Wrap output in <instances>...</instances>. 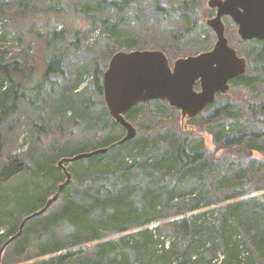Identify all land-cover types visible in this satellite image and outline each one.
Listing matches in <instances>:
<instances>
[{
    "label": "trees",
    "instance_id": "trees-1",
    "mask_svg": "<svg viewBox=\"0 0 264 264\" xmlns=\"http://www.w3.org/2000/svg\"><path fill=\"white\" fill-rule=\"evenodd\" d=\"M133 1L111 0L109 5L123 11ZM55 34L62 36L61 33ZM56 38L59 40H46L45 46L48 48L63 41L61 37ZM254 41L264 48V40ZM258 63L262 66L254 71L253 76H239L230 84L255 85L264 76V60ZM11 70L20 72L15 61L1 59L0 124L15 109L8 104L11 98L13 101L21 95L33 105L50 77L62 74V63L60 58L46 62L40 79L28 86L18 84L11 76ZM97 80L96 91L102 95L103 87ZM158 107L176 110L166 101L155 100L131 108L124 117L128 121L134 120L144 109L152 108V117L160 118L159 124L165 112L156 111ZM105 109L102 125L104 129L108 127V133L95 149L108 147V152L64 163L70 181L59 192L62 205L54 212L47 210L27 221L20 236L11 243L19 255L26 251L31 234L42 255L58 252L62 248L57 241L60 234L61 240L69 241L72 246L96 242L91 250L92 260L80 263L78 255L82 252L78 251L68 252L45 264H65L75 257L77 260L73 264H264V204L255 202V198L243 199L241 192L246 185L257 192L264 189V172L259 174L255 170V165L259 164L264 171V98L249 109L252 119L249 122L256 126V130L249 126L246 133L237 130L230 138L225 137L222 128L225 123L219 119L220 115L225 119L234 118L233 130L240 125L241 117L219 108L211 118L212 122L220 120L217 122L219 130L214 135L219 150L241 146L250 152L262 153V158L257 161L251 155L246 156L241 172L237 173H232L220 159L213 162L214 157L204 150L202 142H199V148L188 147V136L169 128L163 136L158 131L111 147L121 139L123 129L110 117L106 106ZM149 130L145 132L150 133ZM157 140L162 143L161 147L156 145ZM154 147L160 151V158L144 160L143 156ZM89 151L92 148L76 147L63 155L64 152L58 149L55 159ZM55 159L33 169L15 157L0 169V188L26 174L31 179L35 177L33 182L50 180L46 190L29 181L11 190L8 196L0 194V246L17 233L23 216L41 209L49 195L57 192L58 186L65 182L66 176ZM190 184H202V190L213 193L240 188L238 194L225 198L240 200L188 216L186 213L201 209L198 204H191L196 195H191L193 187L188 188ZM184 188L190 191L184 193ZM261 198L264 199V194ZM206 214H216L215 222H207ZM151 222L157 223L153 230L146 228ZM121 233L126 235L119 240L109 238ZM102 239L105 240L100 241ZM245 253L246 256H241Z\"/></svg>",
    "mask_w": 264,
    "mask_h": 264
},
{
    "label": "rangeland",
    "instance_id": "rangeland-1",
    "mask_svg": "<svg viewBox=\"0 0 264 264\" xmlns=\"http://www.w3.org/2000/svg\"><path fill=\"white\" fill-rule=\"evenodd\" d=\"M110 1L0 0V60L16 62L20 72L11 70V76L17 83L28 86L38 81L49 60L60 58L62 63V74L50 77L33 105L21 95L8 101L15 109L12 113L9 110L10 114L0 124V169L15 157L35 169L45 162L54 161L58 149L64 152L63 155L76 147H90L95 150V145L108 133V127L104 129L102 125L106 110L103 94L97 93L95 84L98 79L102 85L103 73L115 53L135 50L162 51L166 53L164 54L172 66L178 58L196 56L210 51L214 46L216 37L206 22L215 16V9L207 6L208 0H134L123 11L111 7ZM222 22L229 46L239 57L246 59V75L253 76L254 71L262 66L258 61L264 60V48L254 40L242 41L237 34V26L230 18L223 17ZM55 33H61L62 36H56ZM56 37H61L63 41L47 48L45 41L52 38L59 40ZM263 98L264 76L252 86L243 83L230 84L226 93L217 96L212 108L203 110L195 118H183L178 109L158 107V110L155 108L156 111L161 114L165 112L161 123H157L160 118L153 119L152 108L144 109L141 115L129 122L136 129V139L154 135L158 131L163 136L168 130L166 128H169L187 135L190 140L188 147L199 148V142H202L204 150L214 157L213 162L220 159L229 166L232 173H237L239 170L241 172L246 156L251 155L257 161L262 158V153L250 152L241 146L219 150L214 141V135L219 130L217 122L223 119L225 124L222 128L225 130V137L229 138L237 130H244L242 132L246 133L249 126L254 130L256 126L249 122L252 120L249 109L255 104L258 105ZM219 108H225L226 112L229 110L241 117L240 125L233 130L234 118L225 119L222 118L223 115H220V120L212 122L214 111ZM147 127L149 128L146 129ZM147 130L150 133H146ZM124 134V130H121L120 138ZM159 141L162 142L161 139ZM159 141L157 140L156 145L161 147L162 143ZM159 152L154 147L143 158L158 159L161 155ZM62 158L64 156L55 159V163ZM258 166L259 164L255 165V170L262 174L264 171ZM33 180L34 176L31 179L28 174L21 175L9 185L1 187L0 194L8 196L11 190L29 181L32 183ZM33 183L41 190L50 186V180L45 179L43 182ZM202 186L190 184L188 187H193L191 195H196L191 204L196 203L201 208L186 213L188 216L240 200L225 199L232 194H238L240 188L213 193L211 190H202ZM188 188H184L183 192L190 191ZM242 188L243 199L255 198V202L264 204V199L261 198L264 189L257 192L247 185ZM258 188H261V184H258ZM61 205L59 195L48 212L56 211ZM215 216L217 215L206 214L204 218L207 222H215ZM156 226V222H151L146 228L153 230ZM125 235L126 233L113 234L109 238L119 240ZM60 236L62 238L59 234L57 241L62 248L56 253L42 255L31 234V241L22 255L17 253L14 244H10L2 252L0 264H45L68 252L78 251L82 252L78 255L80 263L92 260L91 250L96 242L72 246L69 241L61 240ZM103 240L105 239L100 241ZM241 256H246V253ZM74 260H77L76 257L65 264H73Z\"/></svg>",
    "mask_w": 264,
    "mask_h": 264
},
{
    "label": "water",
    "instance_id": "water-1",
    "mask_svg": "<svg viewBox=\"0 0 264 264\" xmlns=\"http://www.w3.org/2000/svg\"><path fill=\"white\" fill-rule=\"evenodd\" d=\"M207 6L215 9V16L206 22L216 37L210 51L178 58L172 66L168 57L157 50L117 52L110 58L102 76L103 99L108 114L125 132L111 147L136 137L135 127L124 117L131 108L161 100L178 109L183 118H195L215 102L217 94L229 90L231 80L247 73L246 59L239 57L228 44L222 18L227 16L236 24L242 41L264 40V0H208ZM196 84L199 85L198 91L195 90ZM107 151L108 147L98 148L58 161V167L66 176L65 182L41 209L21 221L17 233L1 245L0 259L4 249L20 236L27 221L44 214L57 201L59 192L70 181L64 163Z\"/></svg>",
    "mask_w": 264,
    "mask_h": 264
},
{
    "label": "flooded vegetation",
    "instance_id": "flooded-vegetation-1",
    "mask_svg": "<svg viewBox=\"0 0 264 264\" xmlns=\"http://www.w3.org/2000/svg\"><path fill=\"white\" fill-rule=\"evenodd\" d=\"M225 17H227V16H225ZM229 18V17H228ZM231 20V19H230ZM232 21V20H231ZM233 22V21H232ZM234 23V22H233ZM235 24V23H234ZM236 25V24H235ZM252 40H258V39H252ZM215 44V43H214ZM171 65V64H170ZM247 67H248V65H247ZM195 90H199V85L198 84H196L195 85ZM216 98H217V95H216ZM216 100V99H215Z\"/></svg>",
    "mask_w": 264,
    "mask_h": 264
},
{
    "label": "bare ground",
    "instance_id": "bare-ground-1",
    "mask_svg": "<svg viewBox=\"0 0 264 264\" xmlns=\"http://www.w3.org/2000/svg\"><path fill=\"white\" fill-rule=\"evenodd\" d=\"M208 107V106H207ZM108 152V151H107ZM106 153V152H105ZM45 214V213H44ZM30 215V214H29Z\"/></svg>",
    "mask_w": 264,
    "mask_h": 264
}]
</instances>
